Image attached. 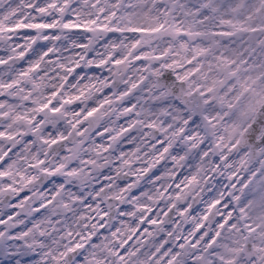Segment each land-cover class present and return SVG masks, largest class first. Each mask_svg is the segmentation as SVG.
I'll list each match as a JSON object with an SVG mask.
<instances>
[{
	"label": "clouds",
	"instance_id": "9594fccd",
	"mask_svg": "<svg viewBox=\"0 0 264 264\" xmlns=\"http://www.w3.org/2000/svg\"><path fill=\"white\" fill-rule=\"evenodd\" d=\"M0 264H264V0H0Z\"/></svg>",
	"mask_w": 264,
	"mask_h": 264
},
{
	"label": "snow or ice",
	"instance_id": "6c2138e0",
	"mask_svg": "<svg viewBox=\"0 0 264 264\" xmlns=\"http://www.w3.org/2000/svg\"><path fill=\"white\" fill-rule=\"evenodd\" d=\"M93 111H95V109H93Z\"/></svg>",
	"mask_w": 264,
	"mask_h": 264
}]
</instances>
